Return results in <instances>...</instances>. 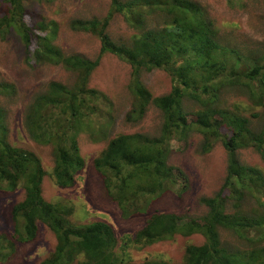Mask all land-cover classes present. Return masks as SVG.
<instances>
[{"label":"trees","instance_id":"trees-1","mask_svg":"<svg viewBox=\"0 0 264 264\" xmlns=\"http://www.w3.org/2000/svg\"><path fill=\"white\" fill-rule=\"evenodd\" d=\"M26 1H0V39L18 35L30 66L61 65L76 75L72 86L52 82L25 113L24 125L31 139L53 149L55 164L49 175L56 186L68 189L76 185L85 167L78 138L86 132L94 140L95 118L111 113L107 95L90 87L94 71L106 55L116 56L131 69L132 107L126 122L141 123L155 107L162 113L163 125L158 136L118 135L94 161L108 197L119 206L123 218L147 217L141 230L120 240L105 222L72 224L68 219L72 207L44 198L47 172L42 161L9 142L8 115L0 106V192L23 190L25 195L11 210L10 238L0 235V263L13 256L17 244L34 241L43 225L54 233L57 244L42 264H170L165 260L135 263L130 251L177 235H201L205 240L202 245L187 246L183 264H264V173L239 160V152L245 149L256 150L264 160V124L260 129L253 126L264 115L258 113L264 108V53L250 60L222 45L214 22L193 1L111 0L107 17L77 19L70 25L73 31L100 40L98 57L65 55L53 42L54 24L29 11ZM116 14L138 33L122 42L114 40L108 29ZM156 16L163 17L162 26L148 28V21ZM38 30L49 32L41 36ZM35 39L37 48L32 51ZM155 70L170 75L173 88L169 94L155 97L143 84V72ZM230 84L240 87L254 105L244 100L232 104V109L224 107L219 94ZM16 92L12 83L0 82L1 97ZM187 97L198 105L191 114L184 110ZM248 111L251 115L247 117ZM194 132L203 136L206 152L217 143L227 151L222 189L214 197L202 199L208 209L202 217L151 212L153 202L164 193L185 191L184 173L170 164V156L174 142H183ZM249 198L257 201V208L243 209L242 202ZM221 230L230 231L249 248L230 252L223 246Z\"/></svg>","mask_w":264,"mask_h":264},{"label":"rangeland","instance_id":"rangeland-1","mask_svg":"<svg viewBox=\"0 0 264 264\" xmlns=\"http://www.w3.org/2000/svg\"><path fill=\"white\" fill-rule=\"evenodd\" d=\"M190 1L201 7L208 21L214 22L222 45L237 50L244 58L250 60L264 53V0ZM26 2L29 11L54 24L56 28L52 27L55 30L53 42L65 55H78L91 60L98 57L100 40L92 34L73 31L70 25L77 19L107 17L111 10V0H27ZM26 21L29 25H33L30 16L26 17ZM162 24L163 17L156 16L154 21H148L147 26L155 28L161 27ZM108 31L118 42L130 39L138 33L120 14L114 16ZM47 32L49 31H36L41 36L47 35ZM36 48L35 39L31 50L35 51ZM130 75V66L111 54L106 55L94 71L90 87L107 95L112 104L111 113L103 118H95L94 140L90 133L80 134L78 145L85 167L79 172L75 186L68 189L59 188L49 175L55 164L52 147L34 142L25 128L24 119L29 105L38 96L45 94L52 82L72 86L76 82V75L65 70L61 65L30 66L27 64L25 48L18 35L12 34L3 40L0 39V82L12 83L17 90L12 97L0 96V106L8 115L9 142L35 153L41 159L47 172L42 186L43 196L49 202L72 207L74 212L68 217L72 224L105 222L114 229L120 240L141 230L147 217L136 215L129 219L123 218L119 206L108 197L102 179L94 167V161L109 141L118 135L143 133L151 137L158 136L163 125L162 113L155 107L149 109L141 123L126 122L132 107V96L128 89ZM141 79L155 97L172 91L173 82L166 71H145ZM244 100L250 102L241 88L232 84L226 86L219 94V102L221 101L222 105L229 109H232V104H239ZM197 106L190 97H187L184 110L191 114ZM103 110L106 113L104 108ZM259 112L264 113V108ZM249 115H251L249 111L245 113V116ZM102 123H108V126H101ZM263 124L264 115L255 119L253 126L260 129ZM203 143V136L198 132L189 133L183 142H174L170 164L183 171L186 189L182 194L164 193L153 202L151 212L175 213L189 218L202 217L207 213L208 209L201 201L203 198L214 197L222 189L227 177L228 154L221 143H217L209 152L203 150ZM239 160L242 164L256 167L264 173V160L256 150L240 151ZM24 197L23 190L11 193L0 192V235L10 238L11 210ZM257 205V201L251 198L242 202L243 209L257 208ZM204 241L201 235L191 237L177 235L171 240L153 246L133 249L130 251L131 258L135 263L165 260L170 264H183L187 246L202 245ZM221 241L230 252L245 251L249 248L248 243L240 240L230 231L221 230ZM56 244L54 233L41 225L34 241L17 244L13 256L0 264H42L54 251Z\"/></svg>","mask_w":264,"mask_h":264}]
</instances>
